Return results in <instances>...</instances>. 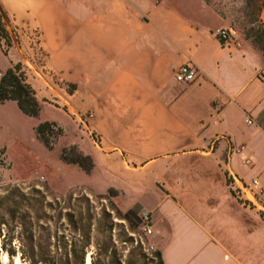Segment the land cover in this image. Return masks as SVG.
<instances>
[{"label": "crops", "instance_id": "1", "mask_svg": "<svg viewBox=\"0 0 264 264\" xmlns=\"http://www.w3.org/2000/svg\"><path fill=\"white\" fill-rule=\"evenodd\" d=\"M0 12L11 31L40 40L44 68L73 71L66 80L90 103L128 189L107 187L125 210L151 212L165 264H264V203L241 202L220 169L238 188L258 179L264 199L259 52L223 46V23L203 0H0ZM189 62L199 76L178 83Z\"/></svg>", "mask_w": 264, "mask_h": 264}, {"label": "rangeland", "instance_id": "2", "mask_svg": "<svg viewBox=\"0 0 264 264\" xmlns=\"http://www.w3.org/2000/svg\"><path fill=\"white\" fill-rule=\"evenodd\" d=\"M182 1L189 4L192 0ZM203 1L219 15L223 23L220 28L229 29L239 47L253 48L264 59V23L260 16L264 0ZM3 19L11 43L0 40V73L4 74L7 69L18 65L19 73L36 92L41 104V112L35 118L24 115L14 101L0 104V214L1 220L6 223L7 249L10 244L18 248L24 239L21 232L30 228L36 229L39 235L42 233L38 240L47 241L52 246L60 243L63 237L69 241L73 236V218L91 229L92 245L103 239L99 231L105 225L113 224V241L121 245L120 241L125 239L122 234L130 233L136 221L132 217L122 221L112 209L111 203H114L123 213L127 211L118 203L121 193H111L107 186L128 187L123 183L124 172L109 167L115 162L109 160L103 135L93 126L91 108L85 109L86 104L90 103H85L83 107L73 95L75 85L66 80L70 73L74 74L73 71L61 74L60 71L44 68L47 54L33 49L40 40L28 38L16 30L11 31L4 16ZM84 42V49H87L91 43L87 40ZM70 45H75L74 38L70 39ZM69 63L75 65L74 55L69 57ZM46 121L57 125L54 132L47 135L53 145L52 150L36 134L37 126ZM71 146H76L77 150H70ZM65 148L69 156L77 152L89 156L94 168L87 173L77 164L64 162L61 154ZM220 169L230 190L241 202L251 207H257L259 202L264 203L259 194L254 200L249 194L242 193L229 172L222 165ZM248 197L252 200H248ZM123 202L128 203L129 199L124 198ZM141 209L137 205L132 208L136 212ZM147 241L157 250L160 249V239L154 233L147 236ZM125 247L124 255L127 256L131 246L128 243ZM145 252L148 263L155 264L151 250L146 249ZM0 264L27 262L22 260L19 249L10 256L0 246Z\"/></svg>", "mask_w": 264, "mask_h": 264}, {"label": "trees", "instance_id": "3", "mask_svg": "<svg viewBox=\"0 0 264 264\" xmlns=\"http://www.w3.org/2000/svg\"><path fill=\"white\" fill-rule=\"evenodd\" d=\"M2 39H5L9 44L11 43L10 33L6 29V24L0 12V40ZM9 101L16 102L19 110L28 117H38L41 112V104L36 96V92L26 83L23 74L19 73L18 65L7 69L0 79V104ZM54 128H57L56 123L49 121L40 123L36 128L37 137L49 150L53 149V145H51L47 135L52 134ZM58 130L60 131L61 129L59 128ZM70 150L76 151L77 148L76 146H71ZM61 159L66 163L77 164L87 173L94 168V163L89 156L79 152L69 156L68 149L66 148L62 151ZM112 192L116 191L111 190ZM232 193L235 195L234 191ZM111 206L118 219L126 221L127 217H132L136 221V226L130 228V233L122 234L125 239L120 241L121 245H117L113 241V224L110 226L105 225L99 231L103 239L92 245L91 229L79 224V221L73 218L71 220L73 236L69 241H65L63 237L60 243L52 246L47 241L38 240V236H41L42 233L39 235L36 229L30 228L24 229L21 232L24 239L20 241L18 248L10 244L11 246L7 249L5 240L7 234L4 233L6 231V223L1 220L0 214V240L2 242L0 246L10 256L15 255L17 249H19L22 260L27 262V264H149L145 252L148 249L149 243L147 236L141 229L137 212L130 209L126 213H123L114 203H111ZM129 234L130 236L127 237ZM128 243L131 249L129 254L125 256L124 250ZM91 247H93L92 251ZM150 253L156 261L155 264H165L160 249L157 250L155 248ZM89 255H91V259L90 263H87L86 258ZM124 256L126 257L125 260L123 259Z\"/></svg>", "mask_w": 264, "mask_h": 264}, {"label": "built area", "instance_id": "4", "mask_svg": "<svg viewBox=\"0 0 264 264\" xmlns=\"http://www.w3.org/2000/svg\"><path fill=\"white\" fill-rule=\"evenodd\" d=\"M217 38L220 40L221 44L226 47L237 46L240 44L236 42L233 38L231 32L227 28H220L216 32ZM200 74L199 67L193 63H185L181 65L176 73L175 80L178 83L187 85L194 82ZM2 73H0V79ZM249 124L252 123L251 119H247ZM243 148L236 149V152H240ZM240 191L244 194H249L253 199L256 198V194H261L262 187L258 179H253L250 183H243L240 186ZM137 216L140 220V226L146 236L153 234V218L150 211L146 209H141L137 212ZM149 250H154L155 246L153 244H148Z\"/></svg>", "mask_w": 264, "mask_h": 264}, {"label": "water", "instance_id": "5", "mask_svg": "<svg viewBox=\"0 0 264 264\" xmlns=\"http://www.w3.org/2000/svg\"><path fill=\"white\" fill-rule=\"evenodd\" d=\"M89 258L91 259V255H89ZM86 262L88 263V256H87V258H86Z\"/></svg>", "mask_w": 264, "mask_h": 264}, {"label": "bare ground", "instance_id": "6", "mask_svg": "<svg viewBox=\"0 0 264 264\" xmlns=\"http://www.w3.org/2000/svg\"><path fill=\"white\" fill-rule=\"evenodd\" d=\"M88 263H90V258L88 257Z\"/></svg>", "mask_w": 264, "mask_h": 264}]
</instances>
